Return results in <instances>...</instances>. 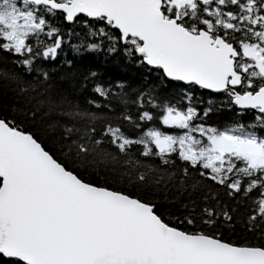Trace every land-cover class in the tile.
I'll list each match as a JSON object with an SVG mask.
<instances>
[{"label": "snow or ice", "instance_id": "snow-or-ice-1", "mask_svg": "<svg viewBox=\"0 0 264 264\" xmlns=\"http://www.w3.org/2000/svg\"><path fill=\"white\" fill-rule=\"evenodd\" d=\"M0 264H264V0H0Z\"/></svg>", "mask_w": 264, "mask_h": 264}]
</instances>
